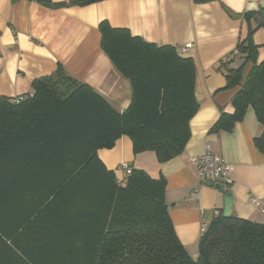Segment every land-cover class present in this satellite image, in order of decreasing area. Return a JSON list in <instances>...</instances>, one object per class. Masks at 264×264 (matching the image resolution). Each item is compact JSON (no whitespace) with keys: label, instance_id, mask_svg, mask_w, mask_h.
I'll return each mask as SVG.
<instances>
[{"label":"trees","instance_id":"trees-1","mask_svg":"<svg viewBox=\"0 0 264 264\" xmlns=\"http://www.w3.org/2000/svg\"><path fill=\"white\" fill-rule=\"evenodd\" d=\"M243 18L241 63L225 72V89L238 88L234 112H222L212 131H231L252 108L263 126L254 143L264 152V60L254 42L264 7ZM99 30L102 49L130 80L127 109L116 110L61 67L35 79L22 101L0 98V264H264V223L211 212L193 257L170 216L165 177L135 168L120 182L100 158L98 150L123 135L136 154L175 158L199 104L192 58L107 20Z\"/></svg>","mask_w":264,"mask_h":264},{"label":"crops","instance_id":"crops-1","mask_svg":"<svg viewBox=\"0 0 264 264\" xmlns=\"http://www.w3.org/2000/svg\"><path fill=\"white\" fill-rule=\"evenodd\" d=\"M70 0H0V98L12 99L33 91L35 79L61 67L90 85L113 108L124 111L131 103L130 80L101 47L99 25L107 20L157 45L179 50L196 66L195 94L199 108L190 120L191 136L184 152L159 162L153 151L136 154L132 139L123 135L113 148H101L105 165L124 175L119 166L143 169L151 177L166 179V203L176 233L193 257L199 254L202 221L209 213L222 214L225 193L201 184L197 166L190 161L204 152L209 141L214 151L235 166L228 190L234 197L231 215L264 223V213L250 196L264 197V152L254 138L263 126L249 108L231 131H212L222 112L233 113L238 88L225 89L226 69L241 60L232 54L247 36L245 12L264 7V0H101L87 5H64ZM258 62L264 60V28L254 34ZM234 57V62L229 63ZM223 62V65H221ZM199 191L198 199H191ZM208 227V225H207Z\"/></svg>","mask_w":264,"mask_h":264},{"label":"built area","instance_id":"built-area-1","mask_svg":"<svg viewBox=\"0 0 264 264\" xmlns=\"http://www.w3.org/2000/svg\"><path fill=\"white\" fill-rule=\"evenodd\" d=\"M191 46V44H187L182 47L179 51L181 54L185 55L187 49ZM237 60H241V52L238 48L233 51L232 54ZM22 96L12 98L13 102L22 101ZM190 161L197 166L199 181L201 184H208L212 182L214 185L222 184L227 187L233 183V173L235 170V166L227 163L224 158L214 151L212 144L209 141H206L204 144V152L200 155L193 156L190 158ZM124 173L122 177H119V181H123V179L131 174L132 168L123 163L119 166ZM200 196L199 191H194L191 195V199H198ZM250 201L259 207L260 211L264 213V197H257L255 195L250 196ZM207 222L202 221V232H205L207 229Z\"/></svg>","mask_w":264,"mask_h":264},{"label":"water","instance_id":"water-1","mask_svg":"<svg viewBox=\"0 0 264 264\" xmlns=\"http://www.w3.org/2000/svg\"><path fill=\"white\" fill-rule=\"evenodd\" d=\"M208 185L215 186L219 191L224 192L226 194L225 195V207H224L223 216L224 217H230L231 212H232L233 202H234V197H233L232 193L228 190L227 187L223 186L222 184L214 185L212 182H209Z\"/></svg>","mask_w":264,"mask_h":264}]
</instances>
